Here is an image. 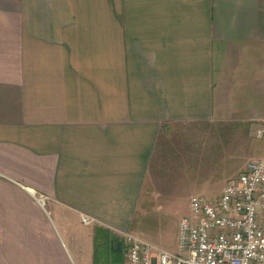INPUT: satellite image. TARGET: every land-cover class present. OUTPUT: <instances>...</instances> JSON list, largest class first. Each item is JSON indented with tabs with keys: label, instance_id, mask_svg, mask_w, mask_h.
Segmentation results:
<instances>
[{
	"label": "crops",
	"instance_id": "obj_1",
	"mask_svg": "<svg viewBox=\"0 0 264 264\" xmlns=\"http://www.w3.org/2000/svg\"><path fill=\"white\" fill-rule=\"evenodd\" d=\"M218 124L264 129V0H0V264H128L96 229L218 200Z\"/></svg>",
	"mask_w": 264,
	"mask_h": 264
},
{
	"label": "built area",
	"instance_id": "obj_2",
	"mask_svg": "<svg viewBox=\"0 0 264 264\" xmlns=\"http://www.w3.org/2000/svg\"><path fill=\"white\" fill-rule=\"evenodd\" d=\"M190 209L180 219L176 251L125 232L128 264H264V157L249 161L218 200L192 196Z\"/></svg>",
	"mask_w": 264,
	"mask_h": 264
},
{
	"label": "rangeland",
	"instance_id": "obj_3",
	"mask_svg": "<svg viewBox=\"0 0 264 264\" xmlns=\"http://www.w3.org/2000/svg\"><path fill=\"white\" fill-rule=\"evenodd\" d=\"M201 132L202 144H196L195 149L200 151L199 163L203 172L211 171L213 174L217 171L218 176L225 175L232 178L244 170L249 161L264 157L261 146L264 136L257 135V128H248L244 124H218L208 128L203 125ZM220 190L221 185L218 184L213 186L211 191L199 195L215 199ZM144 211L146 215L141 216ZM161 211L154 207L139 210L132 231L136 235L176 251L180 219L191 212L189 200L179 203L174 209Z\"/></svg>",
	"mask_w": 264,
	"mask_h": 264
},
{
	"label": "trees",
	"instance_id": "obj_4",
	"mask_svg": "<svg viewBox=\"0 0 264 264\" xmlns=\"http://www.w3.org/2000/svg\"><path fill=\"white\" fill-rule=\"evenodd\" d=\"M97 259H104L108 262V257L106 253L109 249H113L116 253L120 252V255L123 256V253L127 251V246L125 242L121 239L112 235L111 230L108 228H97Z\"/></svg>",
	"mask_w": 264,
	"mask_h": 264
}]
</instances>
